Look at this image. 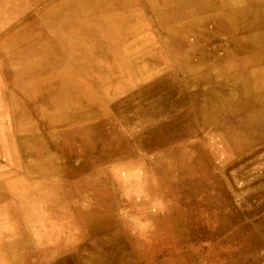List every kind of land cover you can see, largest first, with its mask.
<instances>
[{
    "label": "rangeland",
    "instance_id": "obj_1",
    "mask_svg": "<svg viewBox=\"0 0 264 264\" xmlns=\"http://www.w3.org/2000/svg\"><path fill=\"white\" fill-rule=\"evenodd\" d=\"M58 1L0 0V264H47L65 256L68 264H83L77 249H54L65 241L99 246L92 242V235L81 231L88 220L87 226H96L93 222L98 217L107 225L104 234L95 238L124 237L129 251H141L140 264H249L255 256L264 255V229L260 227L264 222V138L259 127L250 129L252 139L241 126L264 119V103L238 116L239 128L233 127L234 132L220 127L223 117L244 106L221 108L203 127L196 118L188 120L189 112L184 115L188 107L150 122L131 123L127 118L137 109L126 104L143 94H147L146 101L155 92L163 93L157 86L180 82L182 76L172 74L175 66L169 67L161 58H156L150 76L131 71L120 76L118 72L129 67L122 57L116 58L120 69L111 82L103 81L91 59L101 61V67L107 60L98 57L97 48L93 47L96 54L90 58L85 45L67 41L64 29H73L69 18L58 24L64 25V32L62 44L57 42L62 32L55 20L64 13L56 16L46 10ZM113 1L122 7L120 2L125 0ZM83 9L77 11L81 17ZM145 23L148 35H142L145 43H139L144 46L151 41L163 56L159 32ZM98 32L101 44L120 54L123 48L111 28L105 25ZM83 35L76 32L77 37ZM8 40L13 49L3 45ZM115 54H110L111 60L119 56ZM20 57L26 59L23 74H19ZM177 93L187 99L182 89ZM147 109L141 106L138 113L145 114ZM175 127L176 137L170 138ZM30 153H42L36 162L41 167H46L43 154L54 157L46 174H25L23 160ZM228 164H234V169L224 176ZM25 236L26 249H17L4 259L9 255L4 247ZM109 245L105 251H111ZM114 252V259L122 264L136 260Z\"/></svg>",
    "mask_w": 264,
    "mask_h": 264
},
{
    "label": "bare ground",
    "instance_id": "obj_2",
    "mask_svg": "<svg viewBox=\"0 0 264 264\" xmlns=\"http://www.w3.org/2000/svg\"><path fill=\"white\" fill-rule=\"evenodd\" d=\"M36 1L42 2L43 0H36ZM117 4H118V2H115L113 0H59L57 3H55L51 7H49L46 10V12L47 13H54L56 16L58 15L59 11H62L64 13L61 17L59 16L60 17L59 19L55 20V23H57L56 24L57 28H59L61 30L60 32H62L59 35V39H58L59 41H57L58 43L62 44L63 32L65 30L68 33L67 41L71 42L74 46L75 45H85V47L89 48L88 56L90 58L93 57L94 54H96L95 49H93V47L98 49L97 50V52L99 54L98 57H100L101 59H104V61L107 60V61H105L106 63L104 64V67H101V64H102V63H100L101 61H94V59H91V60H92V63L96 66L95 72L97 73V75L99 77H101L103 79V81L106 80V82H109L112 75L115 74L116 69L119 68L118 67L119 65H117V62H116V58H122L123 57L126 59L125 61H127L129 64L128 68L126 67L122 71L118 72V74L120 76H126L128 71H131L133 74H136V75H139L140 73H142V74L148 73L146 76H150L149 73H153L152 69L156 65V58H158V59L161 58L160 60H165V62L167 63V65L169 67H171V65H172V67L175 66L176 69L172 70L173 71L172 74L179 76V78L181 75L182 76L181 79H183V80L180 82L178 80H177V82L176 81H172L171 83L167 82L164 85L162 84V85L157 86V87H161L165 91L163 93L155 92L154 94L149 95L150 97L146 101H144L145 100L144 98L147 94H143L142 98H138V99L136 98L134 103H132L133 102L132 101L131 103L126 104V107H128L130 105L131 107H134L137 109L134 113L129 115V117L127 118V121L129 120L131 123H137V124H140L143 122H148V121L150 122V121H153V120L159 118L160 116H162L166 113L174 111L177 108L188 107V110L185 111L184 115L187 112H189V114L187 116L188 120L191 121V118H196L197 123H200L203 127V125L208 120H211L213 117H216V116H218V114H220L221 108L233 107L236 105L244 106L242 109H236V111H235V109H233V110L229 111L227 113L226 117L222 116L224 119L223 120L224 125L222 124V125H220V127L223 130H226L227 128H229L228 131L234 132L233 127L235 128L236 131L239 128V126H238V128L236 126V120H237L238 116H240L241 114H243L244 112L249 111V110H257V107L259 105H261L262 103H264V0H175V1L174 0H125V1L120 2V5L122 7H120L119 4L118 5ZM81 8L82 9L84 8L83 13H82L83 14L82 17L79 16L77 13V11ZM64 17H66L67 19L69 18L68 21H72V23H73L72 24V28H73L72 30H67L68 26L63 30L64 25H58V24L65 23V22H63ZM142 19H143V22H141ZM35 20H36V18H35ZM144 20L149 22L150 27H155L157 29V31L159 32V36H160L159 43H160V45L163 46L161 49V51L163 52V56L159 53L157 48L154 47V44L151 41H149V43L145 44L144 46H142L139 43V41H141L142 43H145V40H143V37H141V36L146 35V38H147V35H148V34H146L147 24L146 23L144 24ZM17 25H19V24H17ZM105 25L107 27L109 26V28H111V31L114 34L115 41L117 42V45H119L123 48V50L120 52V54H118V53L115 54L114 52H112V50L106 49L107 44H101V42H100L101 34L98 31L100 30V28H103V26H105ZM151 29H153V28H151ZM77 31H81V32L85 33V35L77 37L76 36ZM44 35H45V33H44ZM75 37L77 39H74ZM19 42H20V40H19ZM81 43H83V44H81ZM3 45L7 46L8 49L14 48L11 40L6 41V43H4ZM136 45L141 46V48L138 46H137L138 48H136ZM147 45H149V46H147ZM2 48H4V47H2ZM141 50H142V52H141ZM157 53H158V55H157ZM110 54H115V55H119V56H116L113 60H111ZM144 57H147V60H142V59H144ZM20 59H21L20 63H19L20 66H18V68H20L19 74L20 73L23 74V72H25V66H26V62L24 60H26V59H24L23 57L22 58L20 57ZM0 67H1V65H0ZM26 72H28V71H26ZM3 74H5V72ZM22 76H24V75H22ZM115 76H117V75H115ZM134 80H135V78H134ZM5 81H6V79H5ZM107 86H108V84H107ZM157 87H155L154 89L157 90ZM179 89L183 90V93H185L187 95V99H181L179 97V95H178L179 93H177V91ZM157 91H160V89H158ZM159 94L161 96H158ZM22 97H23V95L20 98H22ZM150 99H152V100H150ZM32 100H33V98H32ZM141 106L148 108L147 112L145 114L138 113ZM158 109H161V111H164V113L160 114V115L152 113L153 111H156ZM10 113H11V111H10ZM118 113H119V111H118ZM166 119H168V117H166ZM228 123H229V125H228ZM232 123H233V125H232ZM151 124H153V123H151ZM241 126L244 128L243 130H246L244 132L250 131V129L255 127V126L259 127L261 130V138H264V119L256 118L254 120H251L250 123H247L245 126L244 125H241ZM177 128L178 127L173 128L174 132L172 133L170 138L176 137L175 133H177V131H178ZM66 133H67V131H66ZM22 134L25 135V132H23ZM248 135L251 136L252 139H254L252 131H250L248 133ZM141 137H142V135H141ZM122 138H123V136H122ZM135 138H136V136H135ZM150 138L152 139V136ZM67 140H69V139H67ZM110 141H111V139H110ZM154 144H155V142H154ZM164 145H165V143H164ZM115 146H118V145H115ZM169 147H171V146H169ZM149 148H151V147H149ZM29 149L31 150L32 147L30 146ZM56 149H57V147H56ZM132 150L134 151V149H132ZM253 151L256 152V150H253ZM41 154L42 153L34 156L30 153V157L23 160V167L22 168H23V171L25 172V174L27 176L46 174L47 171L49 170V168L53 165V163H51V162L54 161V157H51L50 155L48 156L45 154H43V155L45 157L46 167H41L40 164H37L36 163L37 159L39 158V156ZM243 155H244V153H243ZM52 156H53V154H52ZM195 157H197V156L195 155ZM243 159H245V158H243ZM248 163H250V162H248ZM108 165L109 164H107V166ZM119 167H120V165H119ZM90 168H92V167H90ZM233 169H234V164L229 165V166H225L223 169V172L225 174L224 176H226L227 173L229 171H232ZM197 170L199 171V169H197ZM74 173L76 174V172H74ZM70 174H72V173H70ZM76 176H77V174H76ZM230 178H231V176H230ZM12 184H14V183H12ZM106 185H108V184H106ZM121 186H123V185H121ZM149 186L151 187L150 184H149ZM72 193L73 192H71V194ZM118 193H119V191H118ZM257 195H259V194H257ZM70 196H72V195H70ZM196 197H199V196H196ZM248 197H250V196H248ZM176 205L177 204H175V206ZM197 206H199V205H197ZM83 208H85V207H83ZM206 215H208V214H206ZM190 216H192V215H190ZM202 216H204V215H202ZM263 217H264V215H263ZM197 220H199V219H197ZM19 221H20V218H19ZM87 222L90 223L91 221L88 220ZM20 223H21V221H20ZM86 223H85L84 229L81 230L82 233H87V234L92 235L93 239H94L92 242L98 243L97 245H99V246H93L89 243L84 244V245L83 244L76 245L77 244L76 243L74 245L73 242L71 243L69 241H65L62 244H60L59 246H57L54 250H57V249L60 250V248H66V249H71V250L77 249L78 251L82 252L83 258H81L80 261H82L83 264H122L120 262H117L118 260L116 261L114 259V257H116V256H113V254H115L114 250H116V252L119 251V253H121V254L126 253L127 254L126 256L133 255L136 259V260L134 259L135 261H133V262L125 261V263H123V264H140L141 260L138 262L137 258H141L140 257L141 251L140 252H137V251L135 252L133 250L129 251L127 249V245H126L127 242H125V240L123 239L124 237L120 238V236L118 235L116 237L111 236L109 238H102V237L97 238V239L95 238V236L97 234L103 235L105 232V226L107 224L104 221L103 217H101V218L98 217L97 219L94 220L93 223H95L96 226H87ZM263 226H264V222H263V225H260V227L262 229H264ZM174 227H175V225H174ZM263 233H264V231H263ZM19 234H23V231L21 230V232H19ZM236 234H238V233H236ZM234 236H236V235H234ZM238 237H241V235ZM136 239H138V238H136ZM189 239H190V237H189ZM108 240L109 241L111 240V241L109 242ZM142 241H144V240H142ZM108 243H110L111 245H109ZM244 244H246V243H244ZM108 245H109L108 249L110 248L111 251H105L104 250L105 248H107ZM242 245H243V243H242ZM27 246H28V244H27L26 236L24 238H18L13 243H9L6 245V247H4L5 249H7L6 251L9 252V255L3 256V258L8 260L12 254L16 253L17 249L23 250V249H26ZM102 247H103V249H100ZM147 249H148V247H147ZM149 249H150V247H149ZM233 251L235 252V250H233ZM26 253L28 254V252H26ZM142 253H143V251H142ZM182 253H184V252H182ZM107 254H109V255H107ZM22 257H24V256H22ZM196 259H198V258H196ZM52 260L53 261H49V263H47V264H68L67 263V260H68L67 256L63 257L62 259L61 258L58 259V257H54ZM76 261H77V259H76ZM176 263H177V261H176ZM31 264H43V263L34 262ZM159 264H163V262H161Z\"/></svg>",
    "mask_w": 264,
    "mask_h": 264
},
{
    "label": "crops",
    "instance_id": "obj_3",
    "mask_svg": "<svg viewBox=\"0 0 264 264\" xmlns=\"http://www.w3.org/2000/svg\"><path fill=\"white\" fill-rule=\"evenodd\" d=\"M249 264H264V255H260L259 257L255 256V259Z\"/></svg>",
    "mask_w": 264,
    "mask_h": 264
}]
</instances>
